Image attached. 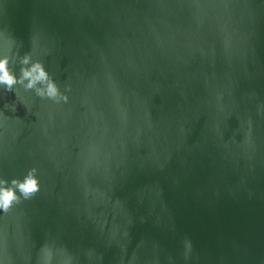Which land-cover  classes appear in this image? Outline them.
<instances>
[{
    "label": "water",
    "instance_id": "95a60500",
    "mask_svg": "<svg viewBox=\"0 0 264 264\" xmlns=\"http://www.w3.org/2000/svg\"><path fill=\"white\" fill-rule=\"evenodd\" d=\"M8 38L68 99L0 86V178L40 184L0 264H264V0H0Z\"/></svg>",
    "mask_w": 264,
    "mask_h": 264
},
{
    "label": "clouds",
    "instance_id": "9594fccd",
    "mask_svg": "<svg viewBox=\"0 0 264 264\" xmlns=\"http://www.w3.org/2000/svg\"><path fill=\"white\" fill-rule=\"evenodd\" d=\"M15 41L11 38L6 40V51L0 55V86H3L5 91L11 92L17 84L22 85L25 90H35V93L41 98H47L59 102L63 100L67 102L68 97L63 95L55 81L40 61H33L31 54L26 53L20 57V75L14 73L10 69V62L13 61L11 50ZM26 82V83H25ZM37 169L31 168L23 179L13 178L10 183L8 180L0 178V211L7 213L10 208L23 199H30L39 190L40 184ZM19 193V195H18ZM190 242L188 247L190 248ZM51 252L46 254L45 264H50Z\"/></svg>",
    "mask_w": 264,
    "mask_h": 264
}]
</instances>
